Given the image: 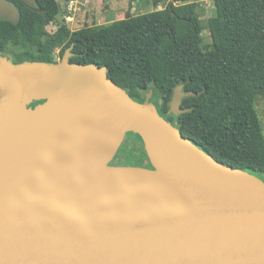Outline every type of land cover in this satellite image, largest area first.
I'll return each mask as SVG.
<instances>
[{
    "label": "water",
    "instance_id": "water-1",
    "mask_svg": "<svg viewBox=\"0 0 264 264\" xmlns=\"http://www.w3.org/2000/svg\"><path fill=\"white\" fill-rule=\"evenodd\" d=\"M70 57L0 53V264H264V180ZM194 94L177 86L169 112ZM127 132L151 167L111 163Z\"/></svg>",
    "mask_w": 264,
    "mask_h": 264
},
{
    "label": "trees",
    "instance_id": "trees-1",
    "mask_svg": "<svg viewBox=\"0 0 264 264\" xmlns=\"http://www.w3.org/2000/svg\"><path fill=\"white\" fill-rule=\"evenodd\" d=\"M7 1L19 16L0 18L1 54L14 46V63L54 62L56 48L59 58L69 49L72 62L106 65L132 99L143 102L150 93L160 115L200 149L264 180V133L254 105L256 97L264 98V0H214L208 49L201 44L197 3L189 0H167L161 9L164 0H154L150 12L128 11L124 18L77 30L65 23L49 30L60 11L57 0H34L32 6ZM179 85L195 94L181 100L180 107L190 110L172 114L169 104ZM125 139L134 142L124 150L123 141L111 163L150 166L140 135L127 132Z\"/></svg>",
    "mask_w": 264,
    "mask_h": 264
},
{
    "label": "rangeland",
    "instance_id": "rangeland-1",
    "mask_svg": "<svg viewBox=\"0 0 264 264\" xmlns=\"http://www.w3.org/2000/svg\"><path fill=\"white\" fill-rule=\"evenodd\" d=\"M60 4V11L55 17V22L57 24L65 23L71 30H77L84 26L96 25V13L101 16L99 19L100 22L110 23L114 20L124 18L126 12H130L132 15L142 14L150 12L156 9L154 5V0H77L78 3L76 8L69 12L67 10V3L69 0H57ZM169 1V0H168ZM167 0H164L159 3L157 6L158 9L165 8L168 4ZM197 3V16L201 21L202 25V41L201 44L204 49H208L211 43L210 31L208 29V19L214 15L215 6L214 0H189ZM178 4L180 2H173ZM84 12L88 14V17L84 18ZM69 14L72 16L71 19L65 20L64 16ZM106 19H104L103 17ZM99 24V23H98ZM102 24V23H101ZM51 28V27H49ZM19 49L14 46H9L6 52L13 56L14 53L18 52ZM59 49L56 48L53 51V56L55 60H59ZM254 105L257 110L260 122L262 125L264 133V98L258 96L254 100ZM134 142V139H125L124 140V150L127 145H130ZM123 158V152L119 153L115 161H121Z\"/></svg>",
    "mask_w": 264,
    "mask_h": 264
},
{
    "label": "built area",
    "instance_id": "built-area-1",
    "mask_svg": "<svg viewBox=\"0 0 264 264\" xmlns=\"http://www.w3.org/2000/svg\"><path fill=\"white\" fill-rule=\"evenodd\" d=\"M77 3H78L77 0H69L67 5H66L67 10H69V12L73 11L76 8ZM64 18H65V20H67V19H71L72 16L69 14H66L64 16ZM49 27H51V28H49ZM57 27H58V24L55 21H51L48 25L49 30H55Z\"/></svg>",
    "mask_w": 264,
    "mask_h": 264
},
{
    "label": "crops",
    "instance_id": "crops-1",
    "mask_svg": "<svg viewBox=\"0 0 264 264\" xmlns=\"http://www.w3.org/2000/svg\"><path fill=\"white\" fill-rule=\"evenodd\" d=\"M162 2V1H161ZM96 15V21H97V24L96 25H99V24H105L104 22H100L99 19L101 18V16H99L97 13L95 14ZM85 17H88V14L86 12H84V18ZM103 17V16H102ZM104 18V17H103ZM105 19V18H104ZM106 20V19H105ZM67 21V20H66ZM99 23V24H98Z\"/></svg>",
    "mask_w": 264,
    "mask_h": 264
},
{
    "label": "flooded vegetation",
    "instance_id": "flooded-vegetation-1",
    "mask_svg": "<svg viewBox=\"0 0 264 264\" xmlns=\"http://www.w3.org/2000/svg\"><path fill=\"white\" fill-rule=\"evenodd\" d=\"M24 2L26 3V4H28V5H30V6H32L35 2L33 1V3H29V2H27L26 0H24ZM5 54H6V56L7 57H11L7 52H5ZM151 101V100H150ZM147 167H151V166H147Z\"/></svg>",
    "mask_w": 264,
    "mask_h": 264
}]
</instances>
